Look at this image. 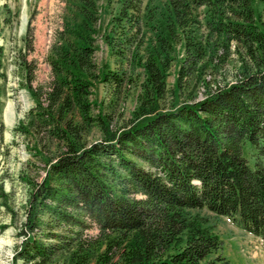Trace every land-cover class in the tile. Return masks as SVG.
Returning <instances> with one entry per match:
<instances>
[{
  "label": "trees",
  "instance_id": "1",
  "mask_svg": "<svg viewBox=\"0 0 264 264\" xmlns=\"http://www.w3.org/2000/svg\"><path fill=\"white\" fill-rule=\"evenodd\" d=\"M253 1L152 5L142 17L154 36L141 57L145 82L133 120L89 146L73 118L79 111L85 120L90 110L99 7L97 0L72 4L47 58L53 81L46 107L35 93L30 111L65 148L48 162L46 176L31 193L16 259L24 264H219L224 258L211 255L221 240L208 218L192 212L202 209L264 238V0H257L258 14ZM131 7L134 0H120L111 19L115 29ZM199 9L206 28L223 41L242 43L251 62L236 82L160 110L172 45L181 40L186 55L204 54ZM130 32L120 30L118 40L135 42ZM114 37L107 33L104 40L112 44ZM102 75L110 83L119 81L114 73ZM245 143L252 164L244 156ZM5 198L0 184V205ZM45 214L67 225L69 233L48 242L31 235ZM94 225L98 234L90 242L83 233Z\"/></svg>",
  "mask_w": 264,
  "mask_h": 264
},
{
  "label": "rangeland",
  "instance_id": "2",
  "mask_svg": "<svg viewBox=\"0 0 264 264\" xmlns=\"http://www.w3.org/2000/svg\"><path fill=\"white\" fill-rule=\"evenodd\" d=\"M162 1L142 0L138 6L139 1L134 0V7L127 8V17L115 29L111 19L117 14L120 0H97L96 51L87 95L90 110L85 120L79 111L73 118L82 131V143L89 146L103 139L104 132L121 131L132 122L145 82L144 58L141 57L154 36L153 29L144 27L142 21L149 8ZM75 2L0 0V184L6 194L0 205V225L5 226L0 230V264H24L15 256L23 239L19 232L23 229L31 193L46 176L48 162H54L65 148L64 142L58 140L47 124H37L30 111L37 102L35 93L42 107H46V93L53 81L47 58L56 33L64 28L65 17L70 15ZM253 2L255 14H258L261 6L257 0ZM198 12L202 25L198 36L202 40L204 54L199 57L186 55L181 40L172 45L171 58L164 66L166 88L158 101L160 110L203 99L216 87L236 82L243 66L251 62L242 43L223 41L215 36L204 25L203 9ZM261 26L264 30V24ZM122 29L131 31L136 41L121 43L118 37ZM107 33L115 36L112 44L104 40ZM103 73H114L119 81L110 83L102 79ZM244 156L250 164L253 163L248 143L244 145ZM192 212L208 218L221 240L220 249L211 255L212 258H224L219 264H264V246L235 223L206 209ZM41 217L42 224L31 235L48 242L57 239V234L69 233L67 225L53 222L47 214ZM83 234L92 242L98 230L94 225Z\"/></svg>",
  "mask_w": 264,
  "mask_h": 264
},
{
  "label": "crops",
  "instance_id": "3",
  "mask_svg": "<svg viewBox=\"0 0 264 264\" xmlns=\"http://www.w3.org/2000/svg\"><path fill=\"white\" fill-rule=\"evenodd\" d=\"M248 235H249V234H248ZM249 236L251 237V235H249ZM254 240H255V241H257V238H256V237H254Z\"/></svg>",
  "mask_w": 264,
  "mask_h": 264
}]
</instances>
